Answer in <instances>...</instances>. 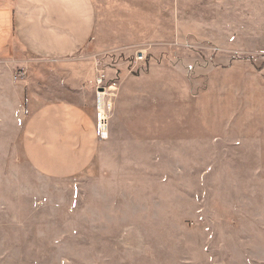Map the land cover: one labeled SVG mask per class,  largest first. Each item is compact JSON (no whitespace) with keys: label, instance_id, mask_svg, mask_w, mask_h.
Instances as JSON below:
<instances>
[{"label":"rangeland","instance_id":"1","mask_svg":"<svg viewBox=\"0 0 264 264\" xmlns=\"http://www.w3.org/2000/svg\"><path fill=\"white\" fill-rule=\"evenodd\" d=\"M91 2L89 49L0 57V264H264V0ZM99 99L89 167L28 165L33 110Z\"/></svg>","mask_w":264,"mask_h":264},{"label":"crops","instance_id":"2","mask_svg":"<svg viewBox=\"0 0 264 264\" xmlns=\"http://www.w3.org/2000/svg\"><path fill=\"white\" fill-rule=\"evenodd\" d=\"M97 29L91 0H0V57L19 47L40 61H64L89 49ZM136 77L119 78L114 108L132 81L149 78ZM90 104L54 102L27 117L21 147L37 173L71 178L96 160L106 142L99 136L93 100Z\"/></svg>","mask_w":264,"mask_h":264},{"label":"bare ground","instance_id":"3","mask_svg":"<svg viewBox=\"0 0 264 264\" xmlns=\"http://www.w3.org/2000/svg\"><path fill=\"white\" fill-rule=\"evenodd\" d=\"M113 89V88H112ZM102 100L99 99L98 102H97V105H96V108H97V112L99 114V117L100 119L103 121L105 120V115H104V111H103V107H102ZM108 126V125H107ZM100 127L102 128V130H104V135L106 136L107 133H106V129H105V126L103 124H100Z\"/></svg>","mask_w":264,"mask_h":264},{"label":"built area","instance_id":"4","mask_svg":"<svg viewBox=\"0 0 264 264\" xmlns=\"http://www.w3.org/2000/svg\"><path fill=\"white\" fill-rule=\"evenodd\" d=\"M143 58H144V56L142 55L140 59L143 60ZM101 80H102V79H99V80H98V84H100ZM96 122H97V128H98V130H99V136H100V138H103V136H105V135H104V130H102V128L100 127V124H103V125L105 126V120L102 121V120L100 119L98 113H97V120H96ZM105 129H106V126H105Z\"/></svg>","mask_w":264,"mask_h":264}]
</instances>
